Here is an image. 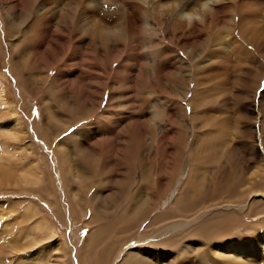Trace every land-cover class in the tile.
Masks as SVG:
<instances>
[{
	"label": "rangeland",
	"instance_id": "374dc122",
	"mask_svg": "<svg viewBox=\"0 0 264 264\" xmlns=\"http://www.w3.org/2000/svg\"><path fill=\"white\" fill-rule=\"evenodd\" d=\"M130 2L135 11H159L156 0ZM235 2L238 12L241 0ZM261 9L252 13L260 23ZM86 11L79 4L75 16ZM37 13V24L9 37L0 5V82L25 130L8 142L0 264L42 258L55 243L64 250L61 264H264V196H255L264 188V68L256 73L248 65L253 75L239 73L224 93L221 72L213 77L203 64L210 38L214 50L226 52L232 22L208 32V22L188 27L178 13L166 22L162 12L151 19L154 29L140 25L141 36L125 41L118 55L105 53L100 41L84 53L74 26L70 49L43 66L30 55H39V23L50 13L36 3L32 18ZM135 16L126 19L133 29ZM97 19L106 13L92 24ZM140 124L144 136L131 127ZM137 199L134 215L130 202L135 207ZM34 226L40 234L23 239Z\"/></svg>",
	"mask_w": 264,
	"mask_h": 264
},
{
	"label": "bare ground",
	"instance_id": "6f19581e",
	"mask_svg": "<svg viewBox=\"0 0 264 264\" xmlns=\"http://www.w3.org/2000/svg\"><path fill=\"white\" fill-rule=\"evenodd\" d=\"M102 1H103V3L106 4L105 8L101 4H98L96 2V0H67L68 3L66 5L63 4V2L60 0H0V5H1V10L4 14L5 24H6V28H7V32L9 34V37H11L15 33L19 32L25 23L30 22V23H32V25H34V24H37L39 22L42 14L37 13V16L33 17V18H32V14H31L33 9L36 6V3H40V5L45 9V11L47 13H50L49 16L43 17V23H39V26L41 27V29H40L39 33L36 35V38L39 39V41H40L39 55L38 54L37 55H30V57H32L33 62L38 63V61H39V63L42 64L43 66H50L51 65V56L52 55H53L52 56V63L54 64L55 60L60 59L64 55V53L70 49L71 38H72L71 28L74 26L77 27L78 32H79V34L76 36L77 42L84 45V53L86 51H90L91 49L94 50V48H93L94 42L100 41V42L104 43L103 46L105 49V53L110 52L113 55H118L124 51L125 41H128V40L133 39L135 37L141 36L140 35L141 33H139V29H141L140 25L141 26L144 25L143 27L146 28V31H148L149 29H154V26L156 27V23L152 22L151 19L157 20V18L161 17L160 15L162 14V12H165L166 16L170 17V19L166 20V22H175V15L177 12L175 11L174 6H173L174 0L170 1L167 4H165L166 1L163 2L164 0H156L155 7L157 6V8H159L157 15H148L145 8L139 7V6L136 8V11H135L133 9V7H131L130 0H102ZM235 1L236 0H221V2L216 6L215 13L213 15H210L204 22V23L208 22V24L205 25L208 32H212L213 30H215L216 26L221 27V26L227 25L230 21L232 22L231 23L232 39L229 43V46L226 48V52H219V51L214 50L213 49L214 40L212 38H210L206 42V44L212 43L211 50H210L209 54L206 56L205 60L203 61V64L205 66H209L206 69V71H208L207 72L208 74L211 72L212 73L211 75H213V77H214L216 74L215 72H217V73H219V71L221 72V76H222L221 78L222 79L220 77H218L220 79L217 82L222 81L221 86L219 88H222L223 90L221 92H224V93L225 92L227 93L228 90L226 91V87L230 83L235 82V80L239 79V77H238L239 73H241L243 76L246 74L248 77H249V74L253 73L254 70L253 71L249 70L247 68L248 65H252L255 68V70L257 71L256 73L261 72L264 68V64L262 63V61L260 59H257V56L255 54L249 53L247 50V48H249V47L254 48L257 51V53H259V55L264 56V21L260 23L259 21H257V18L259 16L257 17V16H255V14H252L255 11L259 12L258 8L259 9L262 8L261 10H263L264 0H246V1L241 0L240 7H238V9H239L238 12H237V10H235V9H237ZM144 2H145V0H144ZM82 3H85L87 11L84 14H80L78 16H75L77 6L79 4H82ZM195 3H197V0H189L188 4L185 7L181 8L180 11H184L187 8H191L192 5ZM119 5L126 7L128 9H126V11H125ZM251 7H252V9H251ZM255 8H256V10H255ZM141 11L144 13V17H145L144 21L141 18V14H140ZM105 13H106V19L105 20L104 19H97L98 23L92 24V22H91L92 17L96 18L98 14H105ZM132 13L138 16V24H137L136 29L131 28L135 25L134 23L129 24L126 21V19L130 17V14H131V16H135V15H132ZM153 13H155V12H153ZM219 14H220V17L216 21L211 22V20L216 18ZM236 14L239 15L238 18L236 16ZM235 29H238V32L241 35L240 38L235 33ZM117 30H119V31L117 32ZM144 34L145 33H142V35H144ZM12 48H16L14 43L12 45ZM98 53H99V51H98ZM25 55H26V51H23L21 53V56H20V62H22V60L25 59V57H26ZM40 68L45 70V68H42V67H40ZM233 73H236L235 74L236 77H234V79L231 78L232 77L231 74H233ZM215 78H214V80H215ZM211 80L213 81V79H211ZM56 85L58 86V83ZM6 93L7 92L5 91V88L2 86V84L0 82V118L2 116H5L6 114H9L11 116V117H9L11 119V121H9V122H3L0 119V138L3 139V141L1 140V142H0V185H2L3 183L8 181V178L5 176V172L3 171V170H5V168L10 167V164H8V162L11 161V156H12L10 151H9V148H8V142L13 141L18 136L25 135V130H24V128L21 124V121L18 117V113L16 112V110L13 106L12 100H10L9 95H7ZM258 111H259V109H258ZM73 115L74 116L78 115L77 110L73 112ZM260 115H261V113H260ZM226 121H228V119H222L223 124ZM244 124L246 125V123H244ZM143 126L145 127L144 124H143ZM143 126H142V124H140V125L131 126V127L138 128L139 133H141V135L144 136L143 134L146 133L147 130H144L142 128ZM245 148H247V147H245ZM257 162H259V161H257ZM260 162H261V160H260ZM256 166H257V164H256ZM257 168H259V167H257ZM252 170H254V168H252ZM22 171H23V169H22ZM196 171H198V170L196 169ZM199 171H204V170L200 169ZM260 171L263 172L264 170H260ZM204 175H205V173H204ZM255 175H256V173H255ZM117 184H118V182H117ZM257 191L258 192L255 193L256 194L255 196H257L258 193L261 196H264V188L261 189V191H259V190H257ZM250 192H252V191H250ZM135 198L136 197H134V199ZM135 201L134 200L132 202L129 201L130 203H132V205H130V208H129L130 210L131 209L132 210L131 211L129 210V211L134 215L136 213L135 210H138L137 208H139V206H140V204H138L139 201L137 199V203L135 204V207H134L133 204L135 203ZM259 205H260V203H259ZM0 210H2V209H0ZM262 211H264V204L258 208V212L261 213ZM130 212L128 213L129 215H130ZM39 222H37V223H39ZM2 224H4V223H2ZM44 226H45V223H44ZM12 228H14V227H12ZM45 229H46V227H45ZM0 230H2V229H0ZM10 231L11 230H9V233H10ZM40 231H42L40 229V227L38 228V227L34 226L33 228H31V230L28 231V233H26L25 238H23V239H26V241H27L28 238L33 237L34 233H39ZM7 232H8V230H7ZM13 236H14V234H13ZM14 237H16V236H14ZM92 239H93V237H92ZM0 241H1V239H0ZM88 242H89V240H88ZM16 244H17V241H16ZM16 244H15V246H16ZM228 244H230V243H228ZM258 244L264 250V229L261 232V236H259ZM30 245H32V244H30ZM224 245H226V244L218 245V248L221 249V251H222L223 247H221V246H224ZM15 249H13V250L15 251ZM227 251L228 250H223V252H227ZM54 253L57 257V259H55V260L59 259L56 262V264H61L63 259H60V258H62V254L64 253V250H63L61 244H56V243L52 246L51 252L48 253L47 255H44L42 258L40 256L39 257L36 256L34 259H31L29 261L27 259V261H25L23 264H46L45 262H47V264H48L49 259L52 257V254H54ZM65 254H66V252H65ZM216 255L217 254H215V256ZM63 257H65V256L63 255ZM196 257H198V256H196ZM206 257L207 258H213L214 253H212V255H211V252L209 251ZM223 257H225V256H223ZM263 259H264V256H263ZM171 260H172V258H171ZM194 260L197 261V259H195V258L193 259V261ZM182 263L184 264L183 261H182ZM212 263H214V262H212ZM53 264H55V263L53 262ZM244 264H260V263H244Z\"/></svg>",
	"mask_w": 264,
	"mask_h": 264
},
{
	"label": "clouds",
	"instance_id": "9594fccd",
	"mask_svg": "<svg viewBox=\"0 0 264 264\" xmlns=\"http://www.w3.org/2000/svg\"><path fill=\"white\" fill-rule=\"evenodd\" d=\"M188 2L189 0H174L173 6L179 13L180 21L188 27H192L196 23L203 24L210 15H213L221 0H197V3L193 4L191 8L180 11Z\"/></svg>",
	"mask_w": 264,
	"mask_h": 264
},
{
	"label": "crops",
	"instance_id": "0c3cea01",
	"mask_svg": "<svg viewBox=\"0 0 264 264\" xmlns=\"http://www.w3.org/2000/svg\"><path fill=\"white\" fill-rule=\"evenodd\" d=\"M172 260H173V262H174V258H172ZM183 260H186V258H184ZM183 260H181V263H182ZM24 262H25V261H24ZM186 262H187V260H186ZM7 263H8V260H7Z\"/></svg>",
	"mask_w": 264,
	"mask_h": 264
}]
</instances>
